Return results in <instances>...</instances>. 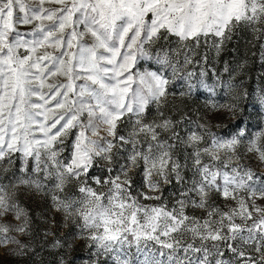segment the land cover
<instances>
[{
	"label": "snow or ice",
	"instance_id": "6c2138e0",
	"mask_svg": "<svg viewBox=\"0 0 264 264\" xmlns=\"http://www.w3.org/2000/svg\"><path fill=\"white\" fill-rule=\"evenodd\" d=\"M0 247L264 264V0H0Z\"/></svg>",
	"mask_w": 264,
	"mask_h": 264
},
{
	"label": "rangeland",
	"instance_id": "374dc122",
	"mask_svg": "<svg viewBox=\"0 0 264 264\" xmlns=\"http://www.w3.org/2000/svg\"><path fill=\"white\" fill-rule=\"evenodd\" d=\"M231 47H232V45L229 46V48H231ZM244 55L250 56L251 52L246 50L244 40L241 39L239 41V56L243 57ZM235 56H236L235 53L229 52V54H227L224 58L225 59H229V58H233ZM218 67L222 69V67H223L222 62H221L220 65H218ZM250 68H251V71H250L249 75H250L251 78H248L247 76L242 77V78H244L246 80V86L250 85L252 88H255L256 87V83H257L256 80H255V76H256V73H257V68L256 67H252L251 64H250ZM201 92H204V90L201 89ZM187 103L191 104V101H187ZM202 104H203V97H201L198 105H192V106L193 107H198V106H201ZM248 111L252 112L253 110L251 108H249ZM255 122L256 121L254 119L253 123H255ZM29 203L35 205V209H36L35 216H36V218H37V220L39 222H40V214L41 213H44V215H48L49 212H51L50 209L48 210V212L45 211V209L48 208L47 204H43L42 206H38L39 202L29 201ZM54 215H55L56 220L59 221L60 220V214L54 213ZM41 224L44 227H47V225H45L43 223H41ZM64 231H65V229L60 228L57 231V235H60ZM28 239H29L28 237H21V240L24 241V242H27ZM83 252H84V241H76L74 251L71 254H69V255H76L77 257H80V256L83 255ZM42 257L44 259V264H48V260L50 258H52V254L50 253V251L46 250V251H44L42 253ZM0 264H35V259L30 261L29 258H27V257H23V258L14 257L8 252L7 249L0 247Z\"/></svg>",
	"mask_w": 264,
	"mask_h": 264
},
{
	"label": "trees",
	"instance_id": "16d2710c",
	"mask_svg": "<svg viewBox=\"0 0 264 264\" xmlns=\"http://www.w3.org/2000/svg\"><path fill=\"white\" fill-rule=\"evenodd\" d=\"M27 207L30 209V212L32 214V216L34 217V219L36 220V222L40 225L41 228H44V226L37 220L36 216H35V205L31 204L28 202Z\"/></svg>",
	"mask_w": 264,
	"mask_h": 264
}]
</instances>
